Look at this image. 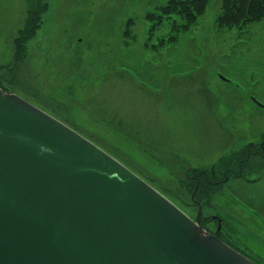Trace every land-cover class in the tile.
Wrapping results in <instances>:
<instances>
[{"label": "rangeland", "instance_id": "rangeland-1", "mask_svg": "<svg viewBox=\"0 0 264 264\" xmlns=\"http://www.w3.org/2000/svg\"><path fill=\"white\" fill-rule=\"evenodd\" d=\"M224 7L222 0H0V86L194 218L193 185L182 172L208 171L218 159L224 171L264 136V108L248 99L264 103V13L234 27ZM263 158L254 154L253 170H244L251 178L226 184L264 218ZM220 189L195 191L202 216L224 218L264 261L263 226Z\"/></svg>", "mask_w": 264, "mask_h": 264}, {"label": "water", "instance_id": "water-1", "mask_svg": "<svg viewBox=\"0 0 264 264\" xmlns=\"http://www.w3.org/2000/svg\"><path fill=\"white\" fill-rule=\"evenodd\" d=\"M0 264L252 263L59 122L0 92Z\"/></svg>", "mask_w": 264, "mask_h": 264}, {"label": "trees", "instance_id": "trees-1", "mask_svg": "<svg viewBox=\"0 0 264 264\" xmlns=\"http://www.w3.org/2000/svg\"><path fill=\"white\" fill-rule=\"evenodd\" d=\"M223 7L225 6L227 9L224 10L222 16L229 17L230 21L233 19V26L237 27L240 24H245L248 20L253 19L254 13H263V4L264 0H236L239 1L242 5V8L236 9V5L232 8L231 6L234 4L233 1L235 0H222ZM257 1L261 3H257ZM247 6H252L251 9H246Z\"/></svg>", "mask_w": 264, "mask_h": 264}, {"label": "flooded vegetation", "instance_id": "flooded-vegetation-1", "mask_svg": "<svg viewBox=\"0 0 264 264\" xmlns=\"http://www.w3.org/2000/svg\"><path fill=\"white\" fill-rule=\"evenodd\" d=\"M208 182H210V183H212L211 181H208ZM220 181H216V182H213V183H219Z\"/></svg>", "mask_w": 264, "mask_h": 264}]
</instances>
